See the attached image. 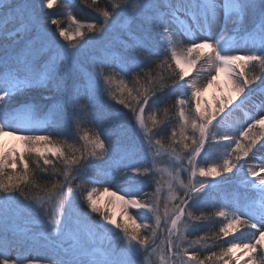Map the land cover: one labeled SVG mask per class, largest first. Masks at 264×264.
<instances>
[{
    "label": "snow or ice",
    "instance_id": "1",
    "mask_svg": "<svg viewBox=\"0 0 264 264\" xmlns=\"http://www.w3.org/2000/svg\"><path fill=\"white\" fill-rule=\"evenodd\" d=\"M57 5L58 0H0V264H145L142 258L159 248L156 240L161 205L159 188L147 191L140 183L153 182L158 149L163 147L155 138L160 135L157 125L161 121L153 117L149 128L145 107L149 101L155 105L160 100L163 104L161 97L166 89L178 88L185 89L175 105L180 140L176 141L175 129L171 137L187 155L174 158V175L168 184L171 209L164 204L167 235L161 260L164 264H264V164L259 171L253 166L245 170L240 164L254 149L264 151V97L260 99L259 118L251 117L252 123L236 135L225 132L218 136L215 129L219 122L213 124L236 97L252 92L257 81V87L264 86V0H120L112 10L102 11L103 22L99 25L82 24L73 16L77 28L71 34L60 26L59 19H46V10ZM122 15L127 17L128 27L118 44L87 64L73 62L74 51L83 45H63L59 38H83L81 29L85 27L102 36ZM48 23L55 29L49 30ZM184 39L189 46L178 51ZM242 43L248 48L247 54H236ZM205 49L211 50L207 62L215 65V75L210 74L207 87L201 89L186 80L189 73L184 65L195 68L205 58ZM169 59L179 69L178 79L166 83L161 75L160 83L146 89L135 108L110 91L108 86L115 78L124 82L125 77L134 75L136 82L141 76L155 80L152 66L162 67ZM249 66L254 73L258 68L259 73L250 77L245 71ZM222 73L228 76L235 96L220 101L215 110L202 108L203 93ZM105 92L128 109L125 115L129 117L130 133L123 123L124 116H112V130L118 139L115 147L97 132L94 139L87 134L82 137L90 145L85 151L66 155L49 131L53 125L47 119L35 118L37 109L44 108L53 123L65 115L78 123L90 108V101ZM13 100L16 105L10 108ZM21 132L25 134H17ZM137 136L139 145L132 139ZM4 137H13L20 144L7 146ZM217 139L228 142L222 163L200 167L197 158L206 144ZM141 147L149 161L147 166L119 167L123 153ZM33 155L36 170L56 178L46 197H30L24 191L28 184L40 187L36 171L29 167ZM107 161L116 166L107 170L95 167V162ZM90 169L95 171L92 177L87 175ZM234 169L243 172L240 183L245 190L236 197L231 213H216L224 218L217 235L228 237L240 226L255 229L258 235L253 234L248 242L225 241L228 246L219 254L211 251L201 259L200 249L195 246L205 237L192 241L188 238L201 226L205 215L202 211L196 215L193 209L199 210L197 203L206 189L215 187V178ZM117 174L129 182L128 189H118L124 192L118 199L126 209L130 206L137 210L139 223L127 217V212L124 222H118L115 215L98 206V198H94L97 189L84 187L89 179L98 182L109 176L114 179ZM197 176L202 179L197 180ZM108 191L105 187L104 193ZM91 214H96L95 223ZM128 219L132 220L131 226ZM109 235L119 238L118 249L110 250V242L105 245L104 238ZM38 244L51 246L52 254L44 258L25 255Z\"/></svg>",
    "mask_w": 264,
    "mask_h": 264
},
{
    "label": "trees",
    "instance_id": "2",
    "mask_svg": "<svg viewBox=\"0 0 264 264\" xmlns=\"http://www.w3.org/2000/svg\"><path fill=\"white\" fill-rule=\"evenodd\" d=\"M120 0H98V2L94 3L93 0H58V5L55 6L51 10H46L48 13V18H57L61 21L60 26L63 28L66 27V8L69 6L71 12H73L74 16L77 18H81L83 24L88 23H97L98 25L103 22L102 11L104 9L112 10L113 6L116 3H119ZM55 25H51L50 23L47 24V28L49 30L55 29ZM128 27V20L126 16H120L117 18V22L113 23L112 26L108 29V31L100 36L95 33H91L87 30V28H82L84 32V37H77L75 40L65 41L63 38H59L61 44L66 45L65 43L68 42L69 44L75 45H83V47L79 48V51H74L73 54V62L79 64L81 61H84L87 64L89 61L94 59L98 55H102L104 50L108 47L116 45L120 42L121 37L123 35V30H126ZM70 30L69 28H67ZM68 44V45H69ZM160 59H163L161 57ZM159 62V61H157ZM169 65H171L169 67ZM245 71L249 73V76L253 74H258L259 69L253 72L251 66L246 67ZM178 72L179 69L176 68L175 62L172 60H168L162 67H156L155 65L152 66V76L156 77L155 80H148L141 76L139 82H136L133 76L125 77L124 82H121L120 78H115L112 84L109 87L110 91L116 93L117 99H125L126 103L131 105L132 108L137 106V100L140 98L141 95L145 94V90H150L154 86L160 83L159 77L162 75L165 77L166 83H171L172 80L178 79ZM259 81L256 82L255 85L252 86L253 90H255ZM129 92L131 94H129ZM182 91H175L174 89H166L165 94L161 97L163 104H161L160 100L156 101L154 105L152 101H149V105L146 107V113L152 114L148 117L149 124L152 126L153 117H155L158 121H161L160 124L157 125L159 128L160 135L156 136L157 139H160L164 148H170L177 153H183L182 145H178L176 141L180 140L178 128V120L174 116L175 112H177L176 105V96ZM251 92H247L242 94L241 98H244ZM16 105V101L13 100L10 102V108ZM128 112V109H125L123 105H119L116 103V100L112 99L111 95L105 92L102 96L97 95L96 99L90 101V108L86 110V114L79 120V122H73L74 118L70 119L68 115H65L59 122L53 123L50 117L47 115V109L39 108L35 114V118L39 121H43L45 119L48 120V123L52 124L53 126L49 128V131L53 134V139L61 146L66 155H70L75 153L79 155L81 151H85L87 147L90 145L87 144L86 141L82 139L84 135H89L90 138L94 139L95 134L97 132H102L103 136L109 138L112 144L115 145L118 143L117 136L113 133V121L112 116L113 114H118L124 116L123 123L128 125L129 133L131 132V126L129 124V117L125 115ZM150 112V113H148ZM175 129L177 131L176 141H174L171 137V130ZM255 132V130H254ZM40 134H47V133H40ZM133 142L137 145L140 144L139 137L132 138ZM108 141H106L107 143ZM118 151V149H117ZM34 155L33 157L29 158V167L32 170H35L36 175V183L40 185L39 188L34 187L32 184H28L24 186V191L28 196H47L49 193L47 192L48 189L52 188V185L55 183L56 178L50 176L49 174H42L38 170H36V165L34 163ZM164 159V157H163ZM149 163L147 157L144 154V151L141 148H138L135 151H129L127 153L122 154V158L120 160L119 167L121 168H132V167H144L147 166ZM218 163H221V159L218 160ZM113 161L107 162H95V167L101 169H110L114 167ZM161 164L156 162L155 164V177L151 184H144L140 183V186L145 187L147 191H155L156 188H159V192L157 193L161 210H164V204L167 202L166 193V185L162 186L159 183H155V181H160V179L165 180L164 175H160L159 169ZM94 170V169H93ZM19 171V169H17ZM236 172V169H235ZM88 173L92 174L89 177L95 175V171H89ZM234 173H232L229 179L233 178ZM106 185L110 189H128L129 182L126 177H121L119 174L113 179L111 176L102 178ZM93 186V181L89 179L85 182L84 187L88 190ZM54 194V192H53ZM164 196H163V195ZM197 209H193L196 215H200L201 211L205 215V220L200 222L201 226L189 237L193 240H196L199 237H205V246H201L200 248V257L204 259L207 255H210L211 251H216L218 254L221 248L227 247L228 245L225 241H229L228 237H223L222 235H217L219 233V229L223 226L224 218L219 217L216 215L220 208L216 205L212 204H205V203H198ZM94 218L96 214H91ZM162 216V215H161ZM129 217L136 218L137 223L140 222V218L132 213L129 214ZM125 220V219H124ZM122 217L119 218V222H124ZM167 219L161 218L160 227L162 228V233L165 235L164 224L166 223ZM129 226L132 224V220H127ZM151 222V221H149ZM160 234H157V238ZM37 252H41V250H37ZM206 264H211V262H207Z\"/></svg>",
    "mask_w": 264,
    "mask_h": 264
},
{
    "label": "rangeland",
    "instance_id": "3",
    "mask_svg": "<svg viewBox=\"0 0 264 264\" xmlns=\"http://www.w3.org/2000/svg\"><path fill=\"white\" fill-rule=\"evenodd\" d=\"M66 27L69 28L70 34L72 32H75L77 28V24L72 20V17L74 16L73 12H71L69 6L66 8ZM76 20L80 21L82 24L81 18H77L74 16ZM81 31H83L81 29ZM77 38V37H76ZM75 38V39H76ZM73 39V40H75ZM66 45L69 43L66 42ZM187 39H184L181 41L178 51H183L186 47H188ZM210 49H205L203 50L204 53L208 54L211 52ZM248 48H246L243 43L241 44L240 48L236 50V54H247ZM185 71L189 73V75L186 77V80L195 83L198 88H205L207 87L208 80L211 75H215V65H210L208 68V71L206 72L205 70L199 71L198 67L196 68H190L187 64L184 65ZM175 91H182L181 93L178 94V96L182 95L185 93V89L183 88H178L174 89ZM255 95L258 97V105L252 106L250 110L245 111L243 114L242 112L239 113L240 116L238 118H227V114L229 111H234L237 108H240L241 104H244L246 99L251 96ZM176 96V100L177 97ZM235 96L234 91L230 87L229 84V78L226 74H221L219 79L211 86L207 88V91L203 93L201 97V107H207L209 110H215L218 107V104L222 100H226L229 97ZM241 96L236 97L233 100V103L231 105L226 106L225 112L221 114L220 116L217 117V121H214L213 124L217 125L219 122V126L216 127L215 131L217 135L219 136L220 134H223L225 132H230L233 135H236L239 131H243L244 128L247 127L248 124L252 123L251 117L255 116L256 118H259L261 115V109L259 107L260 104V99L264 97V86H260L257 90L252 92L248 97L242 98ZM147 107V106H146ZM146 107H145V122L151 128V125L149 124L148 117L151 115H154V112L152 111V114H147L146 113ZM191 107H194V102L191 105ZM186 112H187V106H186ZM150 113V112H148ZM242 114V115H241ZM174 116L178 120V132H179V113H178V108L177 112H175ZM259 129H256L255 131H258ZM18 135L20 134H25V133H17ZM191 134V133H189ZM156 138V137H155ZM228 142L226 141H219L218 139L216 141H211L210 144L205 145V151L201 153V156L197 158V163L200 167H209L212 164L218 163V160L221 159V163L223 161L224 156L226 155L227 149H226V144ZM20 142H18L17 145H19ZM181 146V145H180ZM160 156L157 159L156 162H159L161 164V167L159 169L160 175L165 176V180L160 179L159 185L162 186L167 184L166 190H168V184L172 180L174 171H173V165H174V158L175 157H180L183 158L187 155L186 151H183V153H177L176 151L170 149V148H164L160 147L159 149ZM254 151V150H253ZM253 153V152H252ZM252 153H249L252 154ZM164 157V159H163ZM245 159V158H244ZM243 160L240 161V164H243ZM156 164V163H155ZM239 168V164L237 165ZM255 170H257V167H254ZM247 167H245V170ZM234 176L232 179H229L230 174H225L224 176L217 177L216 179V184L215 187L206 189L205 193L201 195V198L199 199L198 203L202 202L207 205L212 204L216 205L220 208V210H225L229 213L232 212V210L236 207V197L240 192H243L244 186L240 183L242 177H243V172L236 171L235 169L233 170ZM185 182H188L187 179V173L183 174ZM197 180L202 179L201 177L197 176ZM104 186L109 189V191H113L116 193L124 194L123 191H118L116 189H110L105 183L103 179H99L98 182H93V187L98 189L99 187ZM90 188V190H91ZM163 195V194H162ZM164 196V195H163ZM94 198H98L96 193H94ZM167 204L169 206V209H171V204L169 202V192L167 191L166 193V198ZM165 203V204H166ZM197 203V204H198ZM98 206L102 208V210L107 211L109 214L115 215L117 221L119 222V218L122 217V219H126L129 217V214L135 215L137 217V210L131 208L130 206L124 208L121 212L116 213L115 209L111 208L107 204L103 203L99 198H98ZM164 208V207H163ZM125 212H127V217L125 216ZM161 218H164L166 220L167 218L164 216V210H161ZM95 219V218H94ZM92 223H95V220H92ZM166 223L164 224V229H165ZM118 231V230H117ZM162 233V228H159L157 231V234H160L159 237L156 240L157 245H159V248L157 251L152 252L151 255L144 257L142 259L145 260V264H164V262L161 260V256L165 255L166 252V235L167 233L165 232L164 234ZM253 234L258 235L256 233L255 229H249L244 226H240L239 230L236 231L235 233L231 234L229 236V242L235 241V242H248ZM190 241V237L188 238ZM110 242V250H116L120 246V241L118 237L114 236H107L104 238V243L107 246ZM205 241H201L199 245H196L195 248H200L201 246H205ZM186 246V245H185ZM37 250H41L40 254H37ZM192 249H190L191 251ZM52 247L49 245L45 244H38L32 248H29L26 250L25 255H30V256H38L41 258L47 257L52 254ZM242 255V253H241ZM241 264H244V261H241Z\"/></svg>",
    "mask_w": 264,
    "mask_h": 264
},
{
    "label": "bare ground",
    "instance_id": "4",
    "mask_svg": "<svg viewBox=\"0 0 264 264\" xmlns=\"http://www.w3.org/2000/svg\"><path fill=\"white\" fill-rule=\"evenodd\" d=\"M210 51V50H209ZM208 54L204 53V59H201L198 63L196 68L198 67L199 71L205 70L206 72L208 71V68L210 64L207 62ZM258 97L255 95L249 96L244 104L240 105V108L235 109L234 111H229L227 114V118H238L239 113L242 112V114L250 110L252 106L258 105ZM241 114V115H242ZM7 130V129H6ZM19 141L15 140L13 137H4L3 143L7 146H12V145H17ZM259 148V145L257 146ZM243 164L245 167L253 166L257 167V171H259L260 166L264 164V151H257L256 149L253 151L252 154L248 155L243 161ZM89 171L94 172L93 169H90ZM88 176H91L92 174L88 173ZM261 175H264V172L261 173ZM104 186H101L97 189L96 195L98 198L111 208L115 209L116 213L121 212L124 208V202L119 200L118 197L123 195L120 193H116L115 196L112 195L114 193L113 191H108V193H104Z\"/></svg>",
    "mask_w": 264,
    "mask_h": 264
}]
</instances>
